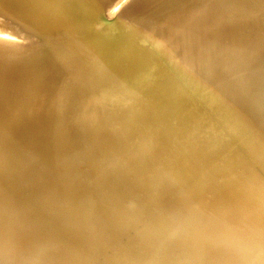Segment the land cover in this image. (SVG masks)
<instances>
[{
    "label": "bare ground",
    "instance_id": "6f19581e",
    "mask_svg": "<svg viewBox=\"0 0 264 264\" xmlns=\"http://www.w3.org/2000/svg\"><path fill=\"white\" fill-rule=\"evenodd\" d=\"M22 1L41 42H18L26 26L0 7V140L8 142L0 144V264H264V57L247 48L217 62L235 88L220 89L221 103L210 97L219 88L208 87L202 105L194 86L213 84L217 72L207 80V68L190 61L249 43L248 26L264 28V0ZM185 86L180 105L166 108L160 93ZM91 116L146 168L94 157L101 150L67 126ZM35 121L40 140L22 132L35 133ZM59 138H74L89 157L68 159L53 144ZM144 142L183 166L153 157ZM184 165L220 175L196 180ZM160 181L186 188L160 197ZM125 184L137 205L114 201L112 187Z\"/></svg>",
    "mask_w": 264,
    "mask_h": 264
},
{
    "label": "rangeland",
    "instance_id": "374dc122",
    "mask_svg": "<svg viewBox=\"0 0 264 264\" xmlns=\"http://www.w3.org/2000/svg\"><path fill=\"white\" fill-rule=\"evenodd\" d=\"M19 1V2H18ZM0 7H6V8H8V9H10V10H12V11H14V12H17L16 14H18L19 16H20V18H21V20L23 21V25L24 26H26L25 27V30H24V35L22 34V36H21V38L19 39L18 37L16 38V37H14V38H12V37H8L9 39H14L15 40V38H16V40H18V42L20 41V40H22V41H25V42H22V41H20V42H22L23 44L24 43H26V45L27 46H29V47H33V46H38V45H40V42H41V39L39 38V37H41V36H39V35H37V34H39V32H38V25H37V23H36V21H34V16H33V13H32V11H31V8H30V5H28L25 1L23 2L22 0H0ZM25 7H27V8H25ZM25 8V9H24ZM238 8V5H236V9ZM21 10V11H20ZM2 15H5V16H7L6 14H2ZM0 18L3 20V21H5V19H7L6 17H4V16H0ZM1 20V21H2ZM16 25H17V23H16ZM11 26H14V25H12L11 24ZM36 26V27H35ZM14 28H16V27H14ZM17 29V28H16ZM261 28L259 27V29H258V25H250V26H248V28L245 30V36H246V38L247 39H249L250 40V42L249 43H247V44H243L242 42H240V43H238L237 41H236V53H209V55L210 56H208L207 57V55H208V53H201V54H199V53H197L196 55V59L194 58L193 60H190L191 61V64L193 63L192 61H194V63H199L198 64V66H203L204 68L206 67L207 68V71L208 72H205L203 75H206V74H208L209 72H212V74L214 73V72H217V73H214L213 74V76H216V80L214 79V83L213 84H210V85H206V83H205V81H203L204 79H201V80H198V82L199 81H201V82H199V87H195V86H197L198 85V82H196V84H195V86H194V89H195V91H196V95L198 94L197 92H199V94L197 95V99L199 98V97H201V98H199L200 99V105H202L201 103H202V100L203 101H205L204 99H205V97H206V95L208 96V94H207V92L208 91H206V90H209L208 89V87H210V86H214L213 88H215V89H217V88H219V89H217L218 90V92H217V95H221L222 96V98H221V96L219 97H217L216 98V93L214 94V95H210V97H212V99H213V97H214V99H218L217 101L218 102H223V95H222V89H226V86H227V88H230V89H234L235 87H234V84L232 85L231 84V82L229 81L228 82V80L227 79H225L226 77L225 76H227V71L226 70H224L222 67H219V65H218V63L219 62H223V61H226V64L227 65H229L228 64V62L231 64V62H232V60L234 59L233 57V55L234 54H236V57H238L239 55H241V54H244V53H246L247 52V48H249L251 51H252V49L254 50V53H255V55H261L262 57H264V28L261 30V31H259ZM18 30V29H17ZM19 31V30H18ZM247 31V32H246ZM254 31V32H253ZM36 32H38V33H36ZM34 33V34H33ZM254 35V36H253ZM25 38H26V40H25ZM29 38V39H28ZM24 39V40H23ZM27 39H28V42H26L27 41ZM40 39V40H39ZM31 42V43H30ZM223 42H225V41H223ZM25 45V44H24ZM224 46H225V48H228V44H223ZM241 50H242V52H241ZM253 53V51H252V54H254ZM206 55V56H205ZM219 57H218V56ZM223 55V56H222ZM200 56V57H199ZM203 56V57H202ZM214 58H212V57ZM215 56V57H214ZM199 60H198V59ZM204 58V59H203ZM229 58H230V60H229ZM249 58V57H248ZM209 59H210V61H209ZM212 59V60H211ZM215 59H216V62H215ZM222 61H221V60ZM225 59V60H224ZM197 60V61H196ZM202 60H203V62H202ZM205 60H208L207 62L205 61ZM219 60V61H218ZM189 61V62H190ZM199 61V62H198ZM208 64V66H207V64ZM218 62V63H217ZM34 64V63H33ZM220 64V63H219ZM224 64H225V62H224ZM35 65V64H34ZM221 65V64H220ZM216 66H218L219 68H217ZM216 67V68H215ZM205 68V69H206ZM216 69V70H215ZM220 69L222 70L221 72H219L220 71ZM214 72H213V71ZM206 71V70H205ZM225 71V72H224ZM210 74V75H209ZM208 74V78H207V80L210 78V76L212 75L211 73H209ZM218 76H217V75ZM220 74L222 75V74H224L223 76L225 77H222V76H220ZM178 75L180 76L181 75V77L179 78L178 77ZM178 75H176L177 76V79L176 80H178V81H182V79L184 80L185 78H184V76L180 73V72H178ZM183 76V77H182ZM213 76H211V77H213ZM221 78H220V77ZM221 79H219V78ZM179 78V79H178ZM182 78V79H181ZM181 79V80H180ZM218 79V80H217ZM224 79V80H223ZM223 80V81H222ZM215 81H220L221 82V84L220 85H223L224 87H222V86H220L219 87V83H215ZM225 81H226V83H230V84H223V83H225ZM207 82V81H206ZM205 83V84H204ZM201 84H202V86H206V87H204V88H207V89H203V87L201 86ZM217 86H216V85ZM229 85V86H228ZM30 85H28L27 87H29ZM216 86V87H215ZM178 87V86H177ZM203 89H201V88ZM222 87V88H221ZM234 87V88H233ZM30 89H33V90H35V87H32V86H30L29 87ZM221 89V90H220ZM28 90V89H27ZM190 90V87H183V88H175V89H173V95H169L168 96V98H167V95H165L164 96V93L163 92H161L160 94L161 95H163L162 96V98L160 97V99L161 100H163L164 102H165V104H167V106H166V108H168V107H171V108H173L174 107V105L175 106H178V105H180L179 104V102H177V99H178V93L179 92H186V91H189ZM201 91V92H200ZM206 92V94H205V92ZM25 92V91H24ZM31 92V91H30ZM202 92H204V93H202ZM163 93V94H162ZM201 93V94H200ZM160 94H158L159 96H160ZM205 94V95H204ZM203 95V96H202ZM164 98V99H163ZM166 98V99H165ZM220 98V99H219ZM159 99V98H158ZM159 99V100H160ZM198 99V100H199ZM202 99V100H201ZM162 101V102H163ZM40 102L41 103H44L45 102V99H41L40 100ZM163 102V103H164ZM206 102V101H205ZM162 103V104H163ZM175 103V104H174ZM178 103V104H177ZM204 103V102H203ZM220 103V104H221ZM161 104V105H162ZM197 104H198V102H197ZM217 106V105H216ZM112 107V105L111 106H109L108 108L109 109H112L111 108ZM214 114V113H213ZM216 118V117H215ZM22 120V119H21ZM98 121H100V118H98V117H89V118H84V119H78L76 122H74L73 123V126H70L68 123V128H69V130L70 131H76V128H77V132L79 131V132H81V134H84L85 136H87L88 137V141H89V145H87V147L89 148L90 147V149L92 148V149H94V150H96V149H99V150H101V152H98L97 154H93L94 155V157H99V156H101V157H105L104 159L106 160V161H108V162H111V163H114V164H118L120 167H123V168H125V167H127V166H131V167H133V169L134 170H138L139 169V167L140 168H146V166H147V164L146 163H144V159L139 155V154H137V153H130L129 152V150L128 149H125V148H123L121 145H119L117 142H116V140H114L113 138H110L109 136H107V135H105L100 129H99V127H96L95 125H96V123L98 122ZM96 122V123H95ZM31 123H34V128L33 127H31V128H33L34 130H35V133L34 132H30V130L27 128V130L29 131H27V130H24V131H22L23 133H25L26 132V134H31L30 135V137L32 136L34 139H37V140H40L39 139V135H41L42 134V132L41 131H39V130H41V127H40V123L39 122H31ZM89 125H91V126H89ZM39 126V127H38ZM38 129V130H37ZM68 130V131H69ZM89 133H88V132ZM34 133V134H33ZM137 134H139L138 132H133V133H131V135H127V137L129 138V139H131L132 141H134V142H138V140H140L141 138H139L138 136H137ZM141 134V133H140ZM139 134V135H140ZM69 135V134H68ZM140 136H142V134L140 135ZM52 137V136H51ZM53 138V137H52ZM0 144L1 145H7L8 144V142L6 141V140H0ZM54 144V146H62V147H65V148H68L69 150H63V149H61V148H59L60 150H62V151H65L66 152V157L68 158V159H76V158H78V159H87L88 157H89V153H87L86 151H85V149H86V147H83V145H80V143L79 142H76V140L74 139V138H72V139H70L69 141H64V140H61L60 138L59 139H57L56 141H55V143H53ZM93 144V145H92ZM144 145H146L147 147V150L149 151V153H150V155H152L153 157H156V158H159V159H162L163 161H166V162H168V163H171V164H175L176 166H178V167H181V166H183V164L182 163H180L178 160H176L174 157H167V156H165V154L164 153H162V152H160V151H158V150H156L153 146H151L150 144H147L146 142H144ZM54 146H51V148L52 147H54ZM58 152V148H55V151L54 152H52L53 154H58L57 153ZM4 156H6V154H0V158H3ZM33 159L34 158H29V161L27 160V159H25V162H27V163H29V164H31V165H33L32 163H37V161H33ZM38 161H39V159L38 158H36ZM24 161V160H23ZM22 160H17V161H14V160H12V164H14V165H17V166H22L23 164L22 163H24ZM20 162H22V163H20ZM181 165V166H180ZM185 166V165H184ZM187 166H185V170L186 171H188V173L189 174H192L193 173V175H195V179L196 180H200V179H203V178H207V177H209V176H214V175H220L219 174V172H215V173H209L208 172V170H206V169H196V170H194L193 171V169H190V168H186ZM34 169V168H33ZM49 172H53V170L52 169H50V170H48ZM4 172H2L1 170H0V178H3V174ZM83 173H84V171H83ZM83 173H81L83 176L84 175H86V172H85V174H83ZM7 175H8V177H10L12 180H14V179H16V178H18L19 177V175L18 174H15V173H6ZM159 185L160 186H157V189L158 190H160V192L158 193V195H161L160 197H163L162 195H164V194H167L168 193V190H171L170 188H173V189H177V188H180V189H183V188H186L185 186H183L182 184H179V183H174V184H170V185H168V184H165L164 182H162V181H160L159 182ZM113 189L114 188H116V191H117V194H119V198L118 199H111L110 201L111 202H113V200L114 201H116L118 204H120V205H125V206H133V205H137V199L135 200L134 198H138L137 197V194H136V190H133V188H132V186H130L129 184H125V185H121V186H114V187H112ZM39 190H41V193H45V194H48V195H51V194H53L52 192H53V188H51V187H45V186H42V187H40V189ZM157 195V196H158ZM159 198V197H158ZM138 204H140V202H139V200H138Z\"/></svg>",
    "mask_w": 264,
    "mask_h": 264
}]
</instances>
